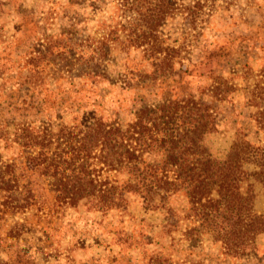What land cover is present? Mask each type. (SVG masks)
Here are the masks:
<instances>
[{"label":"rangeland","instance_id":"374dc122","mask_svg":"<svg viewBox=\"0 0 264 264\" xmlns=\"http://www.w3.org/2000/svg\"><path fill=\"white\" fill-rule=\"evenodd\" d=\"M148 1L0 0V264H145L155 250L167 264H264V234L226 256L182 194L169 199L170 216L135 202L134 217L75 210L55 202L51 178L27 163L37 147L25 145L26 130L41 126L48 138L94 115L126 121L141 104L189 93L215 108L217 129L206 137L214 155L243 134L262 142L264 0H175L157 32L177 52L175 69L154 78L140 48L112 47L116 37L144 36ZM253 189V210L264 213V184Z\"/></svg>","mask_w":264,"mask_h":264},{"label":"trees","instance_id":"16d2710c","mask_svg":"<svg viewBox=\"0 0 264 264\" xmlns=\"http://www.w3.org/2000/svg\"><path fill=\"white\" fill-rule=\"evenodd\" d=\"M148 2L151 5L142 16L147 23L144 36L116 37L112 47L127 53L140 48L154 67L150 77H165L175 69L177 52L162 44L157 32L175 15L177 6L175 0ZM98 50L108 54L103 41ZM259 113L258 130L264 133V109ZM40 127L26 130L25 145L37 147L27 163L41 167L51 178L57 203L102 213L114 209L120 216L134 217L130 202H135L170 216L175 208L168 201L179 193L197 227L233 258L264 234V213L253 210V186L264 184V136L258 138L262 142H252L243 134L227 152L214 155L206 137L217 129L215 108L192 93L141 104L126 121L94 115L78 125L60 126L48 138ZM121 234L130 247L142 241L124 230ZM143 256L145 264L168 263L159 250Z\"/></svg>","mask_w":264,"mask_h":264}]
</instances>
